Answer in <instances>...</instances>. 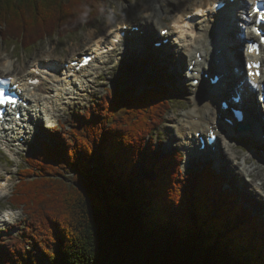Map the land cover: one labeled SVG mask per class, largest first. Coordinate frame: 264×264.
Listing matches in <instances>:
<instances>
[{
	"label": "trees",
	"instance_id": "1",
	"mask_svg": "<svg viewBox=\"0 0 264 264\" xmlns=\"http://www.w3.org/2000/svg\"><path fill=\"white\" fill-rule=\"evenodd\" d=\"M105 7L0 0V35L30 46L77 32ZM166 88L110 92L26 156L9 201L23 228L0 240V264H264V219L209 167L183 173L177 150L163 156L144 144L170 110ZM138 163L153 176H139Z\"/></svg>",
	"mask_w": 264,
	"mask_h": 264
},
{
	"label": "bare ground",
	"instance_id": "2",
	"mask_svg": "<svg viewBox=\"0 0 264 264\" xmlns=\"http://www.w3.org/2000/svg\"><path fill=\"white\" fill-rule=\"evenodd\" d=\"M155 1L159 2V7L157 6V3L154 4ZM149 0L147 3L142 5V9L145 12V18L143 20H139L140 22H134L131 19L124 20L120 22L118 25H127V30L125 31V35L123 37L119 36V33L121 31V27L116 25L115 27H112L110 24L107 25L104 29V31L98 35H95L92 31L88 32L86 39L88 40L85 44L86 47L84 50L91 51L92 53H97V57L93 60L92 63H90L87 67L81 68L79 71H72V67L70 64L66 67L64 62L65 60L72 61L70 57L67 59L61 58L60 62L58 61V57L52 56V49L47 51V54L41 57H35L34 60L31 62L28 67V69L23 68L20 72H14L11 71V68L13 66L12 60L9 58L1 59L0 60V76H8V75H14L16 81L19 82L20 87L24 88L25 95H27V98L30 100V106L28 111L29 120L26 121V117L23 119V123H25V126H22L21 124H15V123H9V130H7V133L4 134L0 128V146L3 145V140H6L7 144L10 142H13V146H16V143L19 139V137H27L30 132H32L30 127V121L33 119L32 114H38L39 108H43L45 111V114L49 113L51 117V112L49 109H52L53 111L59 110L62 107H56L54 104H64V98L66 96L68 98L72 97L74 94H80L78 93L79 85L85 86L87 83L91 82V78H88V71L90 69H93L94 63H99V59L103 58V56L107 57L109 55V52L117 51L118 54L132 52V49L124 50L123 46L125 44H128L131 47L132 41H133V35H138L139 30H143V35H139V41L140 44L137 47V50L135 48V51L141 52L143 48L147 47L148 41L152 42L155 39V34L153 37L150 36V33L152 31L160 32V30L168 28V35L172 36L173 39V45L176 46L175 50L176 55H179L180 62L187 63L186 67V73H189V65H193L190 74V78L194 79L197 78L198 75L196 72L202 71L203 78L205 81H208L206 75H210L212 77V74L210 72H213L215 67L208 68L206 65L208 62L212 60V57L218 58L219 60H223L225 56L228 53H232L235 51V57L239 55V57L243 58L244 53L241 52L238 49L239 47V41H240V35L238 28H232L231 31H228L227 33L222 32L221 28H216V19L217 14L212 15L214 3H216L218 0ZM249 2L253 3L254 0H235L234 3L236 6V14L235 16L241 17L245 16V20H240L239 23H242L245 27L249 26V23L253 22V18L245 14H241V8L244 10L251 7V4L249 5ZM141 7V6H140ZM166 17L168 18V21H166ZM138 20V19H137ZM209 20V23L208 21ZM237 23V26L240 24ZM218 25H222L224 28L226 25L224 22H220ZM136 26V29L132 30V27ZM238 30V31H237ZM220 32L222 34V40L220 44H214L217 43L213 36L215 34H210V32ZM157 34V33H156ZM248 34H252V31L248 29L247 33H245V36H248ZM144 37V38H143ZM153 38V39H152ZM118 39L117 42L115 40ZM248 39V38H246ZM105 48V49H103ZM134 51V52H135ZM215 51H218V53L214 54ZM83 52V51H82ZM151 52H157L160 53V60L162 59L161 51H157L155 47L152 46V44L149 43L148 49L146 51V54H149ZM163 52V51H162ZM77 53L72 52L71 55ZM201 56L204 60L199 61L198 55ZM124 55V54H123ZM136 57V56H135ZM135 57H130L133 61L136 62ZM157 55L155 56V60H157ZM164 57V56H163ZM128 58V57H127ZM125 57H121L120 62L127 59ZM142 59L141 57H139ZM102 60V64H106L108 60ZM159 60V61H160ZM70 61L68 63H70ZM264 61V59H263ZM50 62L53 64H56V69H49L46 67H40L41 63H48ZM119 62V63H120ZM161 62V61H160ZM99 63V65L101 64ZM141 63H144L141 61ZM157 64V63H156ZM102 66V65H101ZM110 68H113L110 67ZM133 68H136L135 65H133ZM132 69V67H130ZM217 69H219L220 74L222 78L225 79L224 82H230L235 83L237 86L235 87V91L242 92L241 101L236 103L233 101H230L229 104L232 107L240 106V108L248 114L249 120L248 122L253 121L255 123V126H257V129L255 130L256 136H262L264 134V122L261 121L260 117L263 115L262 109L257 107V104H259L260 100L253 101L254 100V92L258 93V97L261 95L259 93L260 85L264 86V78L262 79H255L254 81H246L244 80L246 70L244 69V74L242 73V69L240 68V64H237V73L234 69V62H232V59L229 60V63L226 64V70L227 72L221 68V65L217 66ZM121 70V69H120ZM139 70H144L145 73H147L149 70L145 68L143 65L139 68L132 69L131 80L137 81L141 77L143 78V75L140 74ZM181 70V68H180ZM209 71V72H206ZM98 72V70H97ZM38 73V75H37ZM106 73V72H105ZM151 74V72H149ZM196 73V74H195ZM97 74V73H96ZM152 75V74H151ZM153 76V75H152ZM39 77L41 80L40 84L35 85L33 88L30 87L29 81L33 78ZM96 77V76H95ZM154 77V76H153ZM95 79V78H93ZM151 79V78H150ZM85 80L86 82L82 81ZM152 80V79H151ZM244 81V83L241 85L240 82ZM94 83V80H92ZM247 84L244 86V84ZM256 85V87H253V85ZM95 84V83H94ZM185 84V83H184ZM204 87L205 82L203 81ZM99 85V84H98ZM198 85L190 86L189 93H188V102L191 104V109H187L182 114V119L174 121L175 119L171 116H168V119L170 122L177 123L178 126V133L180 134L179 142L182 145V147H188L189 145V138L191 137V133H198L203 132V134H206L209 130L212 131L214 129V124L219 123L215 128L218 130V142L225 141V144L223 146L224 153L227 157V159H230L233 161L234 164V158L236 156H232V153L230 150L234 148L233 146L228 143L227 140L231 139H237L238 136L234 135L232 131L238 132L236 129H233L232 127H229L225 123L221 121L222 119V113L220 112V106L222 104V99H220L218 96L215 95V92L213 91V88H210L209 90L204 91L203 89H200L198 94L196 96H193V92L196 91L199 87ZM259 85V88H258ZM249 87L250 90L247 88ZM259 89V90H258ZM71 94V95H68ZM222 98L225 99L224 96ZM72 102V101H71ZM67 104V103H66ZM263 110H264V104H262ZM30 114L32 117H30ZM219 114V116H217ZM12 120H14L13 117H11ZM49 119V117H47ZM38 121V119H36ZM44 120V119H43ZM46 120V119H45ZM246 123V122H245ZM1 127V126H0ZM11 128V129H10ZM241 132L244 134L247 131L241 130ZM31 134V133H30ZM262 138V137H261ZM264 142V141H263ZM169 143V142H168ZM263 144V143H262ZM168 146V144H167ZM220 150V149H219ZM220 153V151H219ZM212 164L218 168L219 173L224 171V161L220 159V155L217 154V151L214 154ZM251 161H255L252 167L251 165L244 169H239L241 171H244L247 173L246 175L250 176V174H255L262 172L260 169V164H264V154L254 156V154L246 155L243 159V163H251ZM233 166V167H234ZM226 167V166H225ZM252 167V168H251ZM2 170V168H1ZM215 170V169H214ZM3 171V170H2ZM2 171H0V180ZM216 172V170H215ZM262 174V173H261ZM264 175V174H263ZM12 177V176H11ZM244 177V176H243ZM10 178V177H8ZM240 190H244L245 183H247L246 180H241L240 177H238ZM251 182V187L254 186V191H260L263 188L262 180L261 182ZM8 187V182H1L0 181V193ZM2 190V191H1ZM250 190H252L250 188ZM254 193V192H253ZM256 194V193H255ZM249 198L251 200V197L246 194V192H242V194L238 196V199L244 202H247L248 200L245 197ZM257 202V201H256ZM253 205V203H252ZM260 204L256 205L255 211H258L260 209ZM251 208L247 205V211L252 212L250 210ZM9 210V212H8ZM14 209L12 210L7 209L5 212L6 215L9 217H12Z\"/></svg>",
	"mask_w": 264,
	"mask_h": 264
},
{
	"label": "rangeland",
	"instance_id": "3",
	"mask_svg": "<svg viewBox=\"0 0 264 264\" xmlns=\"http://www.w3.org/2000/svg\"><path fill=\"white\" fill-rule=\"evenodd\" d=\"M149 0H106V7L104 12L108 13L111 12L113 16V23L110 25L112 27H115L118 25L120 22L131 19L134 22H140L139 20H143L145 18V12L142 9V5L147 3ZM164 1V0H163ZM180 2H182L180 0ZM157 3V6L159 7V2L155 1L154 4ZM251 4V2H249ZM141 6V7H140ZM138 19V20H137ZM238 22H240V18H237ZM166 21H168V18L166 17ZM93 22V23H92ZM89 24L84 25L81 27L80 30H78L75 33H71L68 35H65L63 37H58L56 34H53L52 36H46L44 39L39 40L37 42H34L30 46H21L20 44L13 43L9 41L8 39L4 38V36L0 35V60L1 59H6L9 58L12 60L13 66L11 68V71L14 72H20L23 68L28 69L30 65V61L32 62L34 58L41 57L47 54L48 50H52L53 52L51 53L52 56H55L58 59L64 58L67 59L71 56L72 52H84V48L86 47V42L88 41L86 39L88 32L92 31L95 35H98L102 33L108 23H105L103 16L101 13L92 20ZM92 23V24H91ZM86 24V23H85ZM239 33H247L249 27H245L242 23H239ZM242 25V26H241ZM103 30V31H102ZM157 31V30H156ZM154 34H156L155 31H152L150 33V36L153 37ZM153 39V38H152ZM153 41V40H152ZM172 48H168L165 50V53L161 51L162 59L160 60V53L157 52H151L150 55L146 54L142 59L139 58L140 53L139 52H134L132 54L130 53H123L118 54V52H114L111 57L109 58L108 62L106 64H102L101 61L103 58L99 59V65L98 69L91 70L89 73L93 76L91 78L94 80V83L89 82L87 83V87L84 90V86L79 85V91L80 94H74L72 97L64 98V104H54L56 107H62L59 110L53 111L52 109L50 110L51 117L49 113L47 114V117H49V122L46 120L40 119L39 124L41 125L44 135H52L54 134L56 128L59 130L65 131L68 130L69 127L71 126L72 122L75 121L76 118H79L81 114L85 111V109H90L91 107L93 108L94 104H99V102L102 100L101 98H105L106 94L110 92H121V91H127V92H132L133 95H141L143 94L147 89L150 88V85L153 83L158 84L159 87L160 85H165L168 88L165 89V93H167L170 98V110L165 114L164 116V121L162 125L158 127L157 130L153 133V144H157V141H159L158 150L159 152L162 153V148H165V146L168 144L170 145L169 147L166 146V149L168 151L166 153H169L173 150H179L177 145H180V134L178 133V126L177 123L170 122L168 119V116H171L174 118V121L182 119V114L191 107L190 102H188V93L185 89V87L188 86V83L185 78L180 77V84L183 86V89L186 91L185 93L177 92L175 90V87L177 85L175 84L174 87L171 84L172 82L176 81L177 76H174L171 72L172 69L175 71H181L180 67L182 69L185 68V63L184 62H178L174 61L173 58H171L173 52ZM175 52V50H174ZM166 54V56H165ZM157 55V60H155V56ZM126 60L122 62H118L119 57H125ZM135 57L136 62L133 61L130 57ZM169 58L171 64L170 68H167L168 71L164 73L162 70L156 69L155 65L157 64H165L166 58ZM101 60V61H100ZM161 62H160V61ZM176 60V59H175ZM144 62V63H141ZM170 62H167L169 64ZM176 62V63H175ZM29 64V65H28ZM102 65V66H101ZM133 65H135L136 68H139L140 66H144L147 68L149 71L147 73L144 72V70H139L140 74H145L143 75V78L141 77L139 80L134 81L131 80V72L132 69L134 71ZM113 68H110L112 67ZM132 67V69H130ZM121 69V70H120ZM98 70V72H97ZM106 72V73H105ZM151 74L154 76H152ZM97 73V74H96ZM100 74V77H97V75ZM92 76H88L89 78ZM96 76V77H95ZM152 80H151V79ZM86 82L85 80H82ZM185 83V84H184ZM99 84V85H98ZM181 88V87H180ZM70 95V94H68ZM255 97L253 101H257L258 93H254ZM196 96V94H195ZM230 94L226 93V99L229 100ZM72 101V102H71ZM67 103V104H66ZM191 109V108H190ZM80 114V115H79ZM219 116V114L217 115ZM57 120V122H56ZM54 124V126L52 125ZM234 135L238 136L237 139H231L227 140L228 143H230L232 148L230 152L232 153V156H236L234 158V164L233 161L230 159H227L225 153H224V144L225 141H221L219 143V155L220 159L224 161V171L221 172L223 176L226 178H229V184L227 185L226 183L222 185L221 189L224 190V188H229L230 192H237V186L239 184V181L236 177H240L241 180H245V178L251 176V181L250 183H247L245 185L246 189H242L240 192V195L242 192H246L249 195L253 196L251 199L253 201V205L250 202V199L245 197L247 201V205L251 208L252 212L255 215L260 216L261 218L264 219V197L263 196H257L255 195V191L253 194V190H250L251 187V182H261L264 183V164H260V169L262 170V174L258 173L255 174H250V176L246 175L244 171H241L239 169H244L249 167L250 165L253 167L254 162L251 161V163L244 164L243 159L246 155L249 154H254V156L257 155H262L260 150H264V142L261 140L259 136H256V134H250V133H242L241 132H234ZM30 138L27 139L26 142L21 146L22 149H18L17 146H13V142H10L9 145L13 146L10 149V152L5 151L6 149L4 148L2 152L6 154L8 157H4L6 159V162L8 164V167H6L7 172L12 173L9 179H8V187L5 188L1 194H0V211H5V209H8V207H11L9 204L10 201V196L12 193V189L14 187L15 182L17 181V177H19V172L17 171V168H20L23 165H26L25 157L27 155H30L31 151L34 150V148L38 147V139L35 138L34 136H29ZM44 137V136H42ZM47 139V138H46ZM169 142V143H168ZM263 143V144H262ZM223 145V146H222ZM206 162V161H205ZM204 162V163H205ZM18 164V167L16 166ZM201 166L205 165L200 162ZM139 170H141L138 175L141 177H150L153 176L152 172H146L143 168V165L138 163ZM226 166V167H225ZM234 166V167H233ZM188 167H192V164H186L182 162V165H180L181 172L185 173L189 171ZM251 167V168H252ZM91 174H94L95 171L94 169L90 170ZM73 175V172L70 170H67L65 173L66 177H71ZM244 176V177H243ZM247 176V177H246ZM5 177V175H4ZM264 189V184L263 188ZM238 193V192H237ZM242 200V199H241ZM257 201V202H256ZM260 204V209L258 211H255L256 205ZM9 212V210H8ZM14 219L9 222L11 225L10 230L11 231H6V232H0V238L4 239L7 238L10 235L16 236L19 234V231L22 230L23 228V221H24V212L22 211L21 208H18V210L13 211L12 214ZM15 222V225L13 224ZM29 249H32L31 245H27ZM47 264V263H45Z\"/></svg>",
	"mask_w": 264,
	"mask_h": 264
},
{
	"label": "snow or ice",
	"instance_id": "4",
	"mask_svg": "<svg viewBox=\"0 0 264 264\" xmlns=\"http://www.w3.org/2000/svg\"><path fill=\"white\" fill-rule=\"evenodd\" d=\"M260 20L262 22H264V12L260 13ZM261 39H262V41H264V36H262ZM250 47L256 48V45L253 44ZM249 67H257L258 68L259 65L258 64H256V65L250 64ZM252 74L259 75L258 72L257 73H250V75H252ZM29 83L35 84V83H37V81L31 80V81H29ZM17 103H18V100L15 97H13L11 95H7L3 89H0V118L3 117L4 111H5V108L3 106L11 105L12 107H16Z\"/></svg>",
	"mask_w": 264,
	"mask_h": 264
},
{
	"label": "clouds",
	"instance_id": "5",
	"mask_svg": "<svg viewBox=\"0 0 264 264\" xmlns=\"http://www.w3.org/2000/svg\"><path fill=\"white\" fill-rule=\"evenodd\" d=\"M99 11L101 15L103 16L105 23H108V24L113 23V16L111 12L105 13L103 9H100ZM88 12H89V9H87V6H85V10L81 13V16H80L81 23H83L86 17L88 16Z\"/></svg>",
	"mask_w": 264,
	"mask_h": 264
},
{
	"label": "water",
	"instance_id": "6",
	"mask_svg": "<svg viewBox=\"0 0 264 264\" xmlns=\"http://www.w3.org/2000/svg\"><path fill=\"white\" fill-rule=\"evenodd\" d=\"M242 127H244L243 125H239V128H242ZM152 169V168H151Z\"/></svg>",
	"mask_w": 264,
	"mask_h": 264
}]
</instances>
